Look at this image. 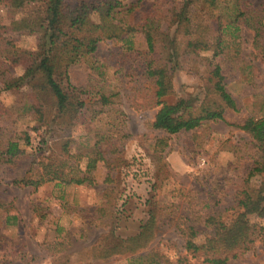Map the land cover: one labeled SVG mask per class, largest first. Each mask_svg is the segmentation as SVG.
<instances>
[{"label": "rangeland", "instance_id": "374dc122", "mask_svg": "<svg viewBox=\"0 0 264 264\" xmlns=\"http://www.w3.org/2000/svg\"><path fill=\"white\" fill-rule=\"evenodd\" d=\"M151 1L146 0L142 9L147 10ZM251 1L260 7L264 4V0ZM0 12L5 14L2 6ZM171 32L167 42L177 46L179 35L172 37ZM12 37L20 48L35 50L32 34L13 33ZM252 38L253 32L243 27L237 42L246 54L247 67L226 80L237 109H227L225 120L204 122L175 134L151 125L157 105L151 97L145 62L135 52L125 51L122 42H99V68L84 62L71 65V82L87 88L83 96L91 109H85L63 129L53 123L50 95L42 92L45 98L41 103L29 97L28 72L20 63L8 64L6 75L15 85L9 90L0 87V127H5L9 134H17L21 152L11 163L0 160V234L5 236L0 239V264H126L125 256L92 258L91 246L98 244L110 226L120 235L138 233L150 211L160 205L163 208L158 210L159 223L149 248L156 247L163 254L162 264H197L184 256L177 220L183 214H204L210 205L231 202L256 154L253 139L237 126L250 114H260L264 101V57L253 53ZM144 44L139 33L137 47ZM202 54L210 56L208 52ZM202 86L194 72L182 68L175 78L174 93L165 99L172 102L187 97L197 102L204 94ZM101 92L112 94L111 104L104 108L99 99ZM93 126L114 132L120 128L123 134L110 141L106 153L109 160L97 163L91 183L52 180L37 187L15 183L22 177L35 178L45 162L53 168L65 162L66 170L68 164L78 162L85 168L87 154L95 143ZM90 128L92 132L87 131ZM24 130L31 134L30 144L20 137ZM118 152L122 160L112 168ZM261 178L251 182L258 185ZM114 183L117 190L110 193L108 200L106 192ZM104 204L115 208L109 218L111 225L109 221L108 227L89 223L90 212ZM100 213L98 210L97 215ZM232 213L230 209L227 214ZM8 214H15L16 222L8 223ZM249 217L258 220L255 214ZM230 264H264V245L257 242L244 254L230 259Z\"/></svg>", "mask_w": 264, "mask_h": 264}, {"label": "trees", "instance_id": "16d2710c", "mask_svg": "<svg viewBox=\"0 0 264 264\" xmlns=\"http://www.w3.org/2000/svg\"><path fill=\"white\" fill-rule=\"evenodd\" d=\"M124 1L0 0V8L5 10L4 15L0 12L1 89L9 90L15 85L6 75L8 64L20 63L28 72L27 86L32 95L29 97L41 103L45 98L42 92L50 95L53 123L61 129L68 128L85 109H91L83 96L88 92L87 88L82 89L71 82L69 69L71 65L83 62L99 68L101 61L96 50L101 40L108 39L122 42L125 51L135 52L136 57L145 62V74L151 81V97L157 105L151 122L153 127L175 134L197 128L204 122L225 120L227 109H237V101L227 88L226 80L230 74L247 67L246 54L237 42L243 27L253 32V53L264 57V4L256 6L251 0H152L150 7L143 10L146 0ZM171 30L172 37L179 35L177 46L167 42ZM13 33L32 34L35 50L17 46ZM139 33L145 40L142 48L137 47ZM202 52H208L210 56ZM182 68L194 72L203 82L204 94L197 102L187 97L172 102L165 99L174 93L175 78ZM111 97L112 94L101 92V106L110 105ZM263 108L264 101L260 104V114H250L237 124L253 139L256 154L252 156L247 176L235 189L233 200L217 207L210 205L204 214H183L176 222L184 241V256L193 258L197 264H230V259L244 254L257 242L264 245ZM87 131L92 132V128ZM23 132L24 136L20 137L25 144H30V132ZM120 134H123L120 128H116V132L95 128V143L87 154L85 168L78 162L68 164V170L64 168L65 162L55 164L59 166L54 168L45 162L35 178L22 177L15 183L34 187L52 180L67 184L91 183L97 163L109 160L106 153L110 141ZM16 135L0 127V160L11 163L21 152ZM121 160L119 154L113 160L117 163L112 168ZM256 177H262L258 185L251 182ZM109 189L106 195L111 200L110 193L117 190L116 183ZM161 208V205L156 206L150 211L136 234L120 235L110 226L98 244L91 246L92 258L118 255L125 256L126 264L164 263L163 254L156 247L149 248L156 235ZM230 209L234 211L231 216L227 214ZM98 210L101 213L97 215ZM113 210L115 208L105 204L94 208L88 216L89 223L108 227ZM250 214H255L258 220H251ZM17 219L15 214L6 216L8 223ZM3 237L4 234H0V239Z\"/></svg>", "mask_w": 264, "mask_h": 264}]
</instances>
